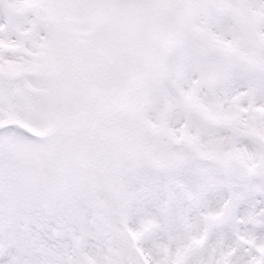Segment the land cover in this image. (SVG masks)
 I'll use <instances>...</instances> for the list:
<instances>
[{"label":"snow or ice","instance_id":"snow-or-ice-1","mask_svg":"<svg viewBox=\"0 0 264 264\" xmlns=\"http://www.w3.org/2000/svg\"><path fill=\"white\" fill-rule=\"evenodd\" d=\"M0 264H264V0H0Z\"/></svg>","mask_w":264,"mask_h":264}]
</instances>
